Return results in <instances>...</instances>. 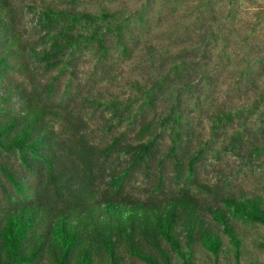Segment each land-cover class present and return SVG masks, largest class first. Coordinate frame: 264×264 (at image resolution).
<instances>
[{
	"label": "trees",
	"instance_id": "1",
	"mask_svg": "<svg viewBox=\"0 0 264 264\" xmlns=\"http://www.w3.org/2000/svg\"><path fill=\"white\" fill-rule=\"evenodd\" d=\"M215 1L197 0L190 6L195 14L190 32L178 36L179 49L173 51L141 36L138 28L146 25L143 10L148 2L137 12L105 9L100 16L57 3L43 4L49 20L63 19L67 24L57 28L49 46L28 49L12 28L9 0H0V152L16 154L21 166L14 168L13 162L0 157V174L13 188L8 203L0 202V264H128L127 259L199 264L198 249L213 256L214 264L223 256L234 264H263L249 257L244 226L264 225V192L221 193L203 184L215 201L189 189L149 199H134L125 192L131 170L148 165L164 151L160 141L166 130L172 138L166 154L177 166L183 163L179 156L186 154L190 178L208 147L207 141L196 138L182 95L188 88L198 89L201 80L212 84L205 53L220 42L228 43L224 23L237 17L241 8V0H227L226 8L220 4L226 0ZM254 15L256 29L264 24V5ZM78 21L85 27L73 30L72 23ZM111 36L117 39L123 58H132L142 49L152 70L145 77L127 78L129 92L110 91L108 96L99 92L92 98L120 121V140L115 138L104 147L93 145L80 133L86 123L80 109L43 103L36 89H29L23 80H5L9 72L31 78L30 54L54 68L64 62L65 54L86 44L97 42L99 49L108 50ZM239 44L247 50L256 47L255 52H247V67L238 66L233 74L251 88L253 100L221 106L210 116L212 129L242 121L229 141L259 153L264 150V129L261 140L250 138L247 145L239 128L245 125V113L258 111L264 103V47L250 42L248 36H241ZM226 51L223 46L222 54ZM192 62L195 71L188 68ZM194 72L200 83L192 86ZM126 122L133 130L123 129ZM192 144L197 148L192 149ZM103 155H118L120 165H125L120 174L108 173L112 188L99 192L92 175L97 165L102 166ZM0 185L7 187L1 175ZM253 242L264 248V238Z\"/></svg>",
	"mask_w": 264,
	"mask_h": 264
},
{
	"label": "rangeland",
	"instance_id": "2",
	"mask_svg": "<svg viewBox=\"0 0 264 264\" xmlns=\"http://www.w3.org/2000/svg\"><path fill=\"white\" fill-rule=\"evenodd\" d=\"M9 2L14 13L12 28L24 39L28 49L49 46L50 38L57 33V28L65 27L67 24L63 19L49 20L41 8L43 4L57 3L77 11H88L100 16L105 9L119 14L120 8H127L125 10L127 13L137 12L143 3L148 2V6L143 10L146 25L138 28L141 36L150 38L164 47L169 45L173 51H176L179 49L178 36L190 32L188 27L193 24L195 16L190 6L197 0H9ZM226 2L227 0L220 2L222 8L227 7ZM239 3L241 8L237 17L224 23L228 43L220 42L205 53L206 68L212 78V84L201 80L202 83L198 89L188 88L182 95L187 119L190 123L192 122L196 138L202 139L203 143L208 142L205 152L196 161L193 176L188 177L189 166L186 154L179 156L183 159V163L178 166L174 159L166 154L169 145L172 144L170 130H166L160 141V147L164 151L156 159H152L148 165L143 164L131 170L125 183V192L130 197L134 199L161 198L189 189L194 194L215 201L213 192L206 190L203 184L214 190H220L221 193L264 192V150L251 153L245 146L237 147L228 139L231 136L230 133L242 121L235 119L233 124L226 128H220L215 132L212 129V113L221 106L229 107L253 100L251 88L233 74L238 71V66L247 67L246 58L249 54L247 52H255L253 50L256 48L247 50L246 46H241L239 44L241 36H248L250 42L256 43L258 47H264V24L256 26V29L253 24L254 12L264 5V0H241ZM72 26L73 30L85 27L81 21L72 23ZM223 46L227 51L222 54ZM107 49H99L97 42L86 44L79 50L65 54L67 57L64 62L54 68L48 67L30 54L28 60L31 63V78L28 79L17 72H9L5 80L6 82L12 79L23 80L29 89H36L35 92L43 103L80 109L86 120L80 133H85L93 145L104 147L112 143L115 138L120 140V121L115 120L116 118L104 105L93 103L92 98L99 92L105 96H108L110 91L123 92V94L129 92L127 78L145 77L152 70L151 65L146 62L147 56L142 55L144 53L142 49L136 51L132 58H123L120 45L114 36L108 39ZM188 66L191 71L196 70V63H189ZM194 75L192 86L200 83L199 74L194 72ZM152 114L153 111H149L148 115L152 116ZM244 119L245 125L239 128L240 138L247 145L250 138L261 140L264 129V103L258 111L245 113ZM126 125L128 126L123 129L133 130V127L129 126L130 122H126ZM194 148L197 147L192 144V149ZM0 157L13 162L14 168L21 169L16 154L2 151ZM102 158L104 159L102 166L97 165L92 175L98 187L95 189L99 192L112 188L108 173L113 171L120 174V170L125 165H120L118 155L109 158L103 155ZM100 167L103 168L102 171ZM0 175L7 186L5 188L9 191V193L6 192L0 185V202L7 204L8 195H11L13 188L4 176ZM32 180L35 182L36 179ZM37 182L38 180L35 183ZM38 186L43 189L41 183H38ZM244 230L248 236L249 257H254L264 264V248L256 247L253 242L254 238H264V225L247 224ZM197 253L199 264H214L213 256L200 249ZM174 260V264H182L181 261ZM127 262L128 264H146L138 259H127ZM233 262L232 259L223 256L219 264H234Z\"/></svg>",
	"mask_w": 264,
	"mask_h": 264
}]
</instances>
